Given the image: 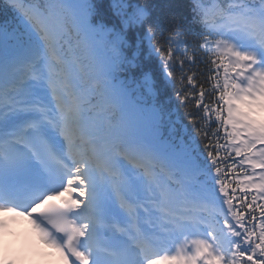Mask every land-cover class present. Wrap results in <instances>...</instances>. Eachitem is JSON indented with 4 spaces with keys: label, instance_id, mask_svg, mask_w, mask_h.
<instances>
[{
    "label": "snow or ice",
    "instance_id": "obj_1",
    "mask_svg": "<svg viewBox=\"0 0 264 264\" xmlns=\"http://www.w3.org/2000/svg\"><path fill=\"white\" fill-rule=\"evenodd\" d=\"M191 6L198 48L170 21L165 50L147 4L94 26L92 0H3L0 260L264 264V0Z\"/></svg>",
    "mask_w": 264,
    "mask_h": 264
},
{
    "label": "trees",
    "instance_id": "obj_2",
    "mask_svg": "<svg viewBox=\"0 0 264 264\" xmlns=\"http://www.w3.org/2000/svg\"><path fill=\"white\" fill-rule=\"evenodd\" d=\"M141 2L157 7L154 16L159 18V23L163 24L165 29L171 28L170 21H174L183 30L189 31L192 28L190 24V6L191 0H140ZM159 11V12H158Z\"/></svg>",
    "mask_w": 264,
    "mask_h": 264
},
{
    "label": "clouds",
    "instance_id": "obj_3",
    "mask_svg": "<svg viewBox=\"0 0 264 264\" xmlns=\"http://www.w3.org/2000/svg\"><path fill=\"white\" fill-rule=\"evenodd\" d=\"M12 213L10 211H3L0 210V218L10 216ZM28 227V226H27ZM9 237H4L5 240H7ZM41 249H44V245L41 243L39 245ZM0 254H3V251L0 250ZM9 255H12V253H9ZM29 256H31L30 253H28ZM0 264H48L47 261L41 260L38 258H30V259H24V260H0Z\"/></svg>",
    "mask_w": 264,
    "mask_h": 264
},
{
    "label": "bare ground",
    "instance_id": "obj_4",
    "mask_svg": "<svg viewBox=\"0 0 264 264\" xmlns=\"http://www.w3.org/2000/svg\"><path fill=\"white\" fill-rule=\"evenodd\" d=\"M17 247H19V246H17Z\"/></svg>",
    "mask_w": 264,
    "mask_h": 264
}]
</instances>
